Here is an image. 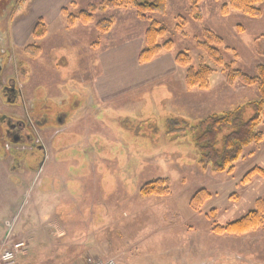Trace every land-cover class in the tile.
I'll use <instances>...</instances> for the list:
<instances>
[{
  "label": "rangeland",
  "instance_id": "1",
  "mask_svg": "<svg viewBox=\"0 0 264 264\" xmlns=\"http://www.w3.org/2000/svg\"><path fill=\"white\" fill-rule=\"evenodd\" d=\"M65 1L63 7L79 12L91 4L99 6L103 0ZM227 1L201 0L202 20H195L190 15L189 0H166L165 11L150 12L147 14L149 19L140 18L132 6L98 9L94 21L88 24L77 22L72 27L68 26L61 13L42 38H35L33 29L28 32L30 25L32 27L40 20L30 21L34 12L39 11L33 4L40 5V1L31 0L27 6H22L25 12L33 10V15L18 19L17 25H12L11 29H16L15 40L22 44L21 47H18L19 44L14 46L16 64L22 66L24 73L20 82L26 95H35V101L42 100L55 107V111L75 115L78 106L74 108L72 103L78 101L81 106L88 103L86 94L78 89L77 81L87 88H95L94 82H105L99 79L110 73V66L105 68L101 58L106 50L121 44H125L131 57L136 55V63L130 62L133 72L128 74L137 73L142 79L135 90L109 104L103 103L116 110L125 108L133 112H113V115H106L108 120L105 121L92 120L90 114L85 123L87 126L95 124L91 125L92 133L125 138V144L121 143L132 153V176L115 177L114 170L119 171L120 168L117 163L111 164L109 176L112 179L101 178L95 183L94 191L84 192L85 199L79 201L75 208L63 203L62 199L56 200L51 196L44 199L36 194V201H31L33 209H28L35 189L29 190L26 195L28 189L18 186V179L10 172L9 158H6L0 141V248L24 242L15 235L27 228L30 217L39 221V206L43 204L45 210L61 205L64 206L62 213L65 218L73 216L71 219L74 221L68 226L70 233L63 235L62 240L69 242L77 239L73 250L79 251L81 264L88 257H83L84 250L98 253L102 259L115 258L117 264H264V223L241 234L215 231L216 225L238 219L253 208L254 205L249 206L248 201L256 196L259 189L257 179L246 184L242 179L250 169L260 165L258 161L264 153V145L260 144L264 138L260 143L248 146L260 145L254 156L245 154L236 162L234 172L213 174L202 171L194 162L196 150L192 144V132L177 137L169 124L174 115L193 121L231 110L259 97L256 86H246L239 81L229 85L223 68L198 46L203 29L208 28L218 33L225 46L231 48L222 50L226 62H234L236 68L249 75L255 74L257 65L264 64V1L260 5L262 16L256 18L237 11L222 15L221 7ZM178 16L185 17L187 23L181 25L180 22L178 27ZM109 18H113L110 30H100L97 23ZM6 19L1 25L7 24ZM154 20L166 29V35L159 42L171 41L172 48L142 63L139 56L146 46L147 29ZM31 45L41 47L40 51L33 50ZM180 52L189 56V66L177 62L176 55ZM170 58L172 61L168 66L158 69L159 66L155 65L157 60ZM202 59L215 70L209 87H189L188 69H198ZM117 68L121 69V66L117 65ZM164 73L168 75L163 77ZM149 77L152 79L148 80ZM169 93L170 102L164 103L163 97ZM62 96L69 98L67 103L56 104L54 100ZM101 117L103 115L99 114L98 118ZM108 123L112 125L108 127ZM259 130L264 133V121ZM73 139L69 138L70 141ZM47 155L45 165L53 154ZM44 157L43 154V160ZM30 165L25 168L30 169ZM58 168L61 164L52 163L45 171ZM157 178L169 179L170 193L143 195L141 186ZM202 188L208 190L211 197L195 210L191 199ZM16 194H19L17 200ZM13 201L17 204L15 215L19 220L18 224L8 226L6 219L9 218L6 217L12 213L9 206ZM89 204L96 207L94 218L89 215ZM77 208L80 209L76 214ZM48 232L47 236L52 241L49 244L55 245V234L50 230Z\"/></svg>",
  "mask_w": 264,
  "mask_h": 264
},
{
  "label": "crops",
  "instance_id": "2",
  "mask_svg": "<svg viewBox=\"0 0 264 264\" xmlns=\"http://www.w3.org/2000/svg\"><path fill=\"white\" fill-rule=\"evenodd\" d=\"M39 1L40 5H37V3L33 4V6L39 10L38 12L29 10V17L32 16L34 12V15L30 21L35 19L37 21L38 18L44 19L49 29L50 25L58 20V18L61 16V8L65 5L66 1ZM27 24L29 27V21L26 22V25ZM34 25L32 27L30 25V31L28 32H31ZM24 39L25 36L23 37V40ZM124 45H118L104 52L103 57L101 58L102 63L104 64L105 68L110 66V73L103 76L99 80H105V82H98V84L94 82L95 88H87L81 81H77L78 89L81 90V92L88 90V99L90 98L91 103L94 102V104L89 103L81 106L80 103H78V108L74 117H72V119H70L69 116L64 117L63 121L61 122L63 124L60 128L61 132L66 133L72 131L74 133V139L72 141L64 137L59 138L57 140V145L59 146L58 150L56 152L53 151V155L50 156V161L47 163V165H45L46 162H44L40 170L32 169V171H29L31 169L25 168L24 165L15 167L17 162H15L13 159H8L11 169L10 172L14 174L16 179H18V181H14L17 182L19 187L28 189L26 195H28L29 190L33 188L35 189L34 195L31 197L32 200H29L30 202L28 201L30 203L29 206L27 205L28 209H33L31 201H36V194H40L41 198L44 199L48 198V196L53 198L55 197L56 200L62 199L63 203L66 205H71L72 208H75L79 204V201L85 199V197H83L84 192L89 190L94 191L95 183H98L101 178L109 177L112 179V177L109 176L111 173L109 168H111L110 166L113 163H117L120 168L119 171L113 169L115 177H126L128 162L131 161L130 156L132 153L122 148L123 145L121 141L124 143V137H104L103 135L91 132V125H95L94 123H91L88 126L85 124L89 119L90 114L92 120L105 121V119L108 120L106 115H113V112L119 111L122 114L133 112L125 108L116 110L112 107H109L108 105H103V103L109 104V102L115 100V98H120L121 95L135 90L140 85L139 81L142 79L141 75L138 76L139 74L137 73L132 75L128 74L129 72H133V68L130 67V62L136 63L137 60H134L136 55L131 57V54ZM157 61L158 62L155 65L159 66L158 69H160L164 67V65H170L172 59L170 58L167 60ZM117 65H120L121 69L117 68ZM167 75L168 74L164 73L163 77H166ZM159 77L160 76H155L156 79H161ZM151 79V77L148 78V80ZM113 83H115L117 86H114ZM163 99L164 103L170 102L171 93H169L168 96L163 97ZM99 114H102L103 117L98 118ZM110 125L111 124L108 123V127H110ZM90 142L95 149V152L92 154L94 159L91 160L87 167H84L81 158L78 156H81L80 150H71L68 148H72L76 145L85 147ZM262 144L264 145V140L260 145ZM260 145H258V147H247L246 153L244 152V156L245 154H253L254 156V152L260 147ZM28 161L30 164L34 162V160ZM258 162L260 164L259 167L261 166V168H264V153L260 156ZM52 163H55L56 165L61 164V168L55 170L50 169L46 172V167L48 165L51 166ZM255 179H257L256 183H258L259 189L256 193V196L248 201L249 206L251 204L254 205L255 201L259 197H262L264 192V177H255L252 181ZM18 197L19 194H16V200ZM14 201L10 202L11 205L9 206L10 212L12 211L11 215L6 217L9 218L6 219V221H8V226H11L12 224H18L19 220L17 217L18 215H15L17 212V204ZM39 207V221L34 219L31 220L30 217L27 222V228H24L20 233L15 235L19 238H22L25 244L19 253L21 258H17L15 264H81L79 251L73 250V243L77 239H71L69 242L62 240L63 235L70 233L68 226L74 223V221L71 219L73 216L65 218L64 213H62L64 212V206L61 205L46 208L45 210L43 209V204ZM88 207L89 215L91 218H94V209L96 207L91 204H89ZM78 209L80 208H77L76 214L79 213ZM13 228L14 227H12V229ZM48 230H50L56 236V239L53 240L55 245H50L52 241L50 236H47V234H49ZM93 255L99 256V258H101L98 253L87 252L86 250L83 252V257Z\"/></svg>",
  "mask_w": 264,
  "mask_h": 264
},
{
  "label": "trees",
  "instance_id": "3",
  "mask_svg": "<svg viewBox=\"0 0 264 264\" xmlns=\"http://www.w3.org/2000/svg\"><path fill=\"white\" fill-rule=\"evenodd\" d=\"M201 0H189V13L195 20H202L200 7ZM264 0H228L221 7L224 16L232 11H237L249 17L262 16L260 5ZM74 5V3H72ZM132 6L136 9L137 15L143 19H149L150 12H164L166 0H103L99 6L91 4L87 9L73 12L67 6L61 10L69 27L81 22L88 24L94 21V14L98 9L121 8ZM178 27L185 25L187 20L178 16ZM113 24V18L104 19L97 23V27L107 32ZM47 24L42 19L34 26L32 34L35 38H42L47 34ZM166 35V29L161 27L157 21H152L146 32V46L140 53L139 59L142 63L151 61L163 50H170L172 42L160 43L159 39ZM198 46L203 49L205 55L223 68L226 72V81L229 85L241 82L246 86H256L259 97L255 100L244 102L237 107L212 113L204 118L190 121L187 117L174 115L170 118V125L177 137L185 136L192 132V144L196 150L194 162L204 171L213 174L222 172L232 173L235 171V164L244 157V151L253 143H260L264 133L259 130L263 123L264 114V64L256 67L255 74L249 75L235 67L234 62H226L222 50H231L225 46L224 39L211 29L204 28L202 38L198 40ZM33 50L40 51L41 47L31 45ZM176 60L183 66L190 65L189 56L180 52ZM215 72L214 68L205 63L202 59L198 69L190 67L187 72V84L189 87L205 89L209 87L210 77ZM264 177V168L255 166L243 177V183H249L255 177ZM143 195H167L170 193L168 178H157L143 184L140 188ZM211 194L202 188L198 190L191 199L193 209L197 210L203 206V202L209 199ZM213 211V210H212ZM214 212V211H213ZM264 223V199L259 197L252 209L248 210L238 219L226 222L224 225H216L217 233L241 234L256 229Z\"/></svg>",
  "mask_w": 264,
  "mask_h": 264
},
{
  "label": "flooded vegetation",
  "instance_id": "4",
  "mask_svg": "<svg viewBox=\"0 0 264 264\" xmlns=\"http://www.w3.org/2000/svg\"><path fill=\"white\" fill-rule=\"evenodd\" d=\"M30 1L0 0V141L4 145L6 158L8 156L10 160L17 162L15 167L28 166L30 165L28 160H34L30 169L40 170L48 156L47 153L53 154V151L58 150L57 140L59 138L74 137L72 131L65 133L60 130L64 117L69 116L72 119L74 114L71 116L66 112L55 111V107L49 106L42 100L35 101V95L33 97L26 95L20 82L24 73L22 66L16 64L14 46L19 44L18 47H21L22 44L15 40L14 30L16 29L14 27L11 29V27L17 25L18 19L29 17V10L25 12L22 6H27ZM4 18H7V24L1 25ZM19 70L22 72L20 73ZM84 92L87 104H94V102L91 103L90 98L88 99V90ZM68 100V97H62L54 101L56 104L64 105ZM78 103V101L72 103L73 107L75 108ZM122 148L125 149L124 146ZM68 149L80 150L81 156H78L84 167H87L94 159L92 154L95 149L91 142L85 147L76 145ZM125 150L130 152L128 149ZM43 154L45 155L44 160ZM131 161H133L132 157ZM131 161L128 162L126 178L132 176L130 168L133 163Z\"/></svg>",
  "mask_w": 264,
  "mask_h": 264
},
{
  "label": "built area",
  "instance_id": "5",
  "mask_svg": "<svg viewBox=\"0 0 264 264\" xmlns=\"http://www.w3.org/2000/svg\"><path fill=\"white\" fill-rule=\"evenodd\" d=\"M23 242H17L14 245L3 246L0 248V264H13L17 258ZM85 264H117L115 258L101 259L93 256L86 258Z\"/></svg>",
  "mask_w": 264,
  "mask_h": 264
}]
</instances>
